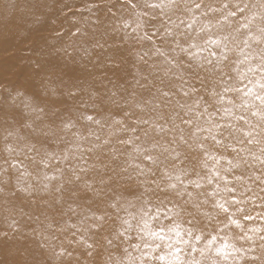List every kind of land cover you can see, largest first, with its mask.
<instances>
[{
    "label": "clouds",
    "instance_id": "1",
    "mask_svg": "<svg viewBox=\"0 0 264 264\" xmlns=\"http://www.w3.org/2000/svg\"><path fill=\"white\" fill-rule=\"evenodd\" d=\"M115 2L16 0L15 11L0 21V37L15 39L25 53L20 62L24 74L14 96H28L36 105L35 116L27 123L22 122L23 117L16 115L11 106L0 108V264H158L160 260L153 255L145 256L149 249L141 246L144 235L137 221L146 218V214L141 215L143 209L149 205L167 207L168 203L173 209L187 207L186 199L168 186L169 179L181 165L197 175L205 174L211 165L224 171L223 159L209 160L202 151L227 157L231 154L230 140L217 144L209 138L202 141L204 149L201 150L187 130L184 132L187 139L181 141L175 129L154 134L150 127L133 123L149 114L148 100L155 95L156 88L174 86L173 77L184 81L188 95L181 98V103L174 93L172 101L175 100V104L171 101L166 111H172L177 102L195 106L196 101L201 108L207 106V115H211L212 110L220 111L209 92L219 79L213 68L183 51L181 46L177 50L179 40L172 43L167 35L169 27H173V35L177 38L183 35L182 30L176 29L181 28L180 21L189 18L192 12L187 10L184 0H177L173 8L163 11L151 7L155 0H137L138 7L133 6L136 36L121 39L118 34L103 29L101 12L104 8L111 11L109 6ZM130 2L121 0V3ZM239 3L244 11L238 12L230 24L218 23L216 17L206 20L217 29L213 33L218 29L231 33L239 23L254 17L249 28L264 37V33L258 31L264 28V9L261 8L264 0H239ZM84 8L97 12L95 34L86 36L80 27L68 23ZM153 37L162 41L158 48L163 60L152 57L144 60L139 54V46ZM85 44L87 54L77 55ZM155 55L154 52L153 57ZM141 61L147 65L143 70ZM230 63L223 68L226 80L231 78L228 76ZM165 70L168 75L162 79ZM140 79L147 83L140 85L139 94L129 95ZM5 84L0 80V90H6ZM86 112L93 113V121L83 118ZM117 117L122 123L114 126ZM191 118L196 120L194 115ZM247 118L264 135V122L250 113ZM69 121L73 126L65 128ZM132 125L139 129L146 148L157 145L153 150L154 163L144 165L142 154H139L140 163L134 164L135 159L120 142V137L129 132ZM114 127H119L120 131L113 132ZM83 143L91 144L88 149L91 155L76 163L74 149ZM262 147L264 143L254 144L248 151L257 150L259 156ZM66 151L69 153L67 160L62 158ZM48 152L61 158L49 159L45 166L41 161ZM171 152H178L180 160L170 159ZM232 159H243V156L234 153ZM13 161H20L24 168L13 166ZM248 162L243 159L239 169L243 170ZM258 167L264 173V165L259 162ZM126 204L135 209L130 228L122 224ZM83 208L95 214V221L83 229L88 240L83 239L84 236L75 242L66 238L58 246L52 245L56 234L76 227L67 223V211ZM188 218L198 227L211 229L210 225L202 223L203 217L197 212L186 211L178 217ZM240 240L242 245L246 240L247 245L235 256L247 260L253 253L250 249H254L259 259L248 261V264H264V240L259 236ZM232 264L238 262L233 259Z\"/></svg>",
    "mask_w": 264,
    "mask_h": 264
},
{
    "label": "snow or ice",
    "instance_id": "2",
    "mask_svg": "<svg viewBox=\"0 0 264 264\" xmlns=\"http://www.w3.org/2000/svg\"><path fill=\"white\" fill-rule=\"evenodd\" d=\"M177 3V0H155L151 4V7L161 9H171ZM184 3L187 5V10L194 13L195 11L202 8V3L199 0H184ZM223 7L228 9V5L224 4ZM261 8L264 9V4H261ZM209 12L219 13L220 8L211 7L208 9ZM244 9L240 6L239 3L236 4L235 9H228L225 13L219 16V21H224L228 24L232 22V19L237 17L238 12L243 13ZM206 15L207 13H203ZM254 17H249L248 22L239 23L232 32L225 31L223 29H218L217 33L212 32V24L208 21H205L201 28L195 30V35L189 37L183 45L182 50L188 52L190 55L196 57L198 61H203L207 66L213 68L216 75L219 77L217 85L213 86L209 92L210 95L215 97L216 103L220 106V112L222 116H233L232 109H244L251 114V116L259 117L261 122H264V37L257 35L251 31L249 24ZM196 16L192 15L189 17V23H185L183 20L180 21V24H183L185 28L189 31L192 30V22H195ZM246 30L243 38L237 40V35L240 33V30ZM173 27L167 29V35L171 37L173 35ZM260 33H264V28H259ZM179 44V41H177ZM242 45V47H241ZM253 45H262L259 48V51L256 52L253 50L251 53L244 54L245 49H253ZM212 46H215L216 50H212ZM197 49V52L194 53L192 49ZM159 52L160 49L157 48ZM236 51H239L241 54H244L243 61L236 60L235 62L232 59V54ZM199 53H206V55H199ZM255 58L257 61L254 65L251 63L252 59ZM230 63L228 70V76L230 79L225 78L223 73V68L225 65ZM248 63V67L240 68L238 65ZM259 70L260 76L255 80L253 87H248L246 91L243 92V96L240 95L241 89L236 86V83L248 78V74H254L256 70ZM233 73L236 75L233 76ZM168 71L165 70L164 76L162 79H166ZM251 82V81H250ZM255 85L259 86V91L255 90ZM184 92V95H188V89H181ZM235 93V97H233ZM173 92L170 87L161 85L155 89V95L150 97L148 104L151 106L149 109V114L143 119H135L134 124L150 127L157 133H162L163 131H168L175 129V132L178 138L181 141L187 139L184 135L185 130L188 132V136L192 138V141L196 142V146L203 150L204 143L202 141H207L209 138L213 140L214 143H222L226 141L229 135L236 136L239 134L240 139L237 143H229V148L234 153H248V149L245 145H254L264 143V135L257 130V125H252L248 118L244 115H235L233 116L236 121H243L242 125H236L232 121L221 123L213 119L216 115V112L213 111L211 115H207V106L204 108L200 107L199 101L195 102V106H186L181 103H176V107L172 111H166L165 109L170 106L172 101ZM228 106H225V105ZM259 105L260 107H257ZM137 107L143 108V105H137ZM35 110V109H33ZM194 115L196 120H193L191 117ZM204 116V123L201 124V117ZM87 121H93V115H84L83 117ZM223 119V118H222ZM177 121L179 123L177 124ZM97 124L100 123L99 120L95 121ZM122 121L116 119L113 121V125H120ZM72 122H66L64 127L71 128ZM119 127H114L113 132H119ZM130 133H137L138 129L136 127H131L129 129ZM147 135V133H145ZM190 141V142H192ZM124 145H131V151L129 152L130 157L134 156L133 154H142L143 161L154 163L155 157L153 155V150L157 145L152 144L151 149L144 147V143L141 141L139 135H128L126 139H121L120 141ZM105 144L108 143V140L104 141ZM239 145V148H237ZM78 147V145H75ZM9 150L11 146L9 145ZM261 154L259 156L256 153H248L257 159L262 165H264V147L260 149ZM202 155L209 160L219 161L221 159L227 160V165L230 167H224V171L221 172L215 165H211L207 168V171L204 175H197L183 165L173 173V178L169 179L168 186L174 190H177L179 195L184 198L187 197L186 208L173 209L172 216L176 218H171L172 224L169 228V231H174L177 238L176 243L166 242L163 247L169 249V252L164 255H157V259L164 261L165 264H224L225 261L229 259V255L226 252V249L232 248L233 252H243L244 249L236 247L233 244L227 242L221 243L220 245L215 244L214 242L217 239L216 235H212L211 232L206 236L205 229L198 227L197 225L189 222L190 227L184 229L187 239L181 236V224L178 217H181L186 211L187 212H197L199 216L202 215V208L204 204L207 203V200H200V196L203 195L202 192L196 190L202 189L204 185L213 184L214 180L216 181V187L212 189L211 192H208L207 195L215 198L213 207L218 209L217 216L223 215V220H216L215 216L211 214L204 216V219L215 220L216 228L220 225H224L225 228L230 225H235L237 228L241 227L240 221L233 218L232 214L229 211V205L233 202L235 204L243 203L242 200H236L234 195L236 189L235 187H229L227 182L223 185L220 181H226V177L222 173L231 172L233 169H239L243 164V159H247L246 155H242L243 159H228L227 157H221L219 154L213 153L209 155L206 151H202ZM55 153L48 152L45 155V158L42 159L41 163L45 166L48 164L49 159H60ZM63 159L67 160L69 158V153L66 151L63 154ZM169 158L174 162L180 160V154L178 152H171ZM13 161V166H14ZM191 174V175H190ZM254 177V183L259 182L261 186V191H264V173H252ZM194 177V178H193ZM54 177H49L52 179ZM236 181L240 182L242 176H236ZM188 185H191L193 191L188 190ZM250 190V189H246ZM252 199H255L253 195ZM116 207L117 205H113ZM133 206L131 204H126L124 206V211L126 213L125 218L122 219V224L126 228H130L135 219V213L128 211ZM157 212L160 207H156ZM242 208H237V212L243 213ZM146 218L137 221L139 227L143 231V235L147 237H159L161 241L165 240V236L162 235L163 229L159 231L153 230L151 226V220H154L156 217L154 214H150L147 208L143 209L141 215ZM95 216V214H92ZM96 219H102L101 217H96ZM244 220H251V215H244ZM216 228H213L212 231H216ZM86 230V229H85ZM124 229H122L123 231ZM253 235L249 236L247 233H244L239 238L253 240L254 236H259L261 240H264V230L259 228L251 229ZM259 234V235H257ZM171 238H169L170 240ZM179 245H185L188 248V251L185 252L184 247ZM146 248L150 249L148 252H145V256H151L153 252L161 248L160 244L155 245H145ZM63 249H61V252ZM253 252L247 260L234 256V259L238 264H248V261H256L259 259L257 255L254 254V249H250ZM167 258V259H166Z\"/></svg>",
    "mask_w": 264,
    "mask_h": 264
},
{
    "label": "bare ground",
    "instance_id": "3",
    "mask_svg": "<svg viewBox=\"0 0 264 264\" xmlns=\"http://www.w3.org/2000/svg\"><path fill=\"white\" fill-rule=\"evenodd\" d=\"M237 3H239V0H206V2H205V4H207L206 8H203L201 10H197L194 13H192V15L196 16V20H195V22H192V30L191 31H189L187 28H185L183 24H181V28L176 29V31H181V30L183 31V35L179 36V45L177 47V50H179L180 45H183L185 43V41L193 33H195V30L197 28H201L200 25L197 23V20H199L200 17L206 18L204 20V22L206 20L213 18V17H216L218 19L219 16L222 15L223 13H225L228 9L234 10ZM134 4L137 5V0H134ZM224 4L228 5V9H225L223 7ZM112 6H113V17L111 18L110 23L105 24L103 21V29L107 32H112V33L118 34L121 37V39H123L126 37V34H125V29H127L126 26L131 25L132 23H136V20H135V17L133 15V12H131V10H129L125 6H123L125 8V12L123 10L124 8L121 9L122 5L120 6V4L114 3V4H112ZM240 6H242V5H240ZM137 7H138V5H137ZM211 7L220 8L221 11L219 13L209 12L208 9ZM15 8H16V0H0V21L4 20L8 16H10L15 11ZM127 11L131 12V13L127 15L126 14ZM89 13H90L91 17L95 19V22L92 24L91 27L88 28L86 33H83L86 36L95 34L96 30H97V12L95 9H92V10H90V12H87L83 15L87 16ZM203 13H207V14L204 15ZM184 22L189 23L190 22L189 18H186L184 20ZM68 23H71V21ZM116 23L118 25H116ZM93 26H95V30L93 29L94 32H92V30H91ZM215 31H217V29L212 27V32H215ZM245 32H246V30H244L243 32H240L236 37L237 40H241L243 38ZM175 38H176L175 35L169 37V39L172 41V43H175L177 41ZM152 44H153V39L148 40L146 46L150 47V46H152ZM2 47H7L10 49H13L14 51L17 50L19 52H21L23 50L20 48L18 41H16L13 38H2V37H0V48H2ZM167 47L170 48L171 44H169ZM241 47H242V45H241ZM260 47L261 46H259V45H253V49H245L244 54L251 53V52H253V50L258 52ZM212 50H216L215 46H212ZM192 51L194 53H196L197 49L193 48ZM86 54H87V44H85L81 47V49L77 53V55H86ZM147 54L148 55H147V58L145 60H149V57L153 56V55H150L149 52ZM244 54H241L239 51L234 52L232 54L233 61L234 62L236 60L243 61ZM22 55L25 56V53ZM199 55H206V53H199ZM155 57H157V56H155ZM152 58H153V60H155L154 57H152ZM156 60H158V58H156ZM160 60H163V58L161 57ZM19 61L20 60L16 59V57L14 56L13 59H10V60L0 64V80L8 79V81H11L12 78H10L11 77L10 74L14 70L15 64L18 63ZM151 62L152 61H149V63H151ZM256 62L257 61L255 60V58H253L251 61V63H253V65ZM238 67L246 69L248 67V63L245 62L244 64L238 65ZM23 74L24 73L20 68L19 79H18L17 83L12 84L13 81H11L12 83L8 84L9 86L7 87L6 91H0V108L5 107V106H11L14 109L16 115L23 117L22 122L27 123L29 120L33 119L35 116V112L33 110L36 107L35 102L33 101L32 98H30L28 96H14L16 87L20 83ZM235 75L236 74L233 73V76H235ZM259 76H260V72L257 69L254 74H251V73L248 74L247 79H244V80L236 83V86L241 89V92H240L241 96H243V92L246 91V89L248 87L254 86L255 80ZM140 80H141L140 81L141 83L142 82L147 83V81H145L143 79H140ZM172 85H174V86L170 85V87H171L172 92L175 93L176 99L181 100V103H183V100L181 98L186 97V96L184 95V92L181 91V89L186 90L187 86L185 85L184 82L180 81V79L178 77L172 78ZM255 90L259 91L258 85H255ZM232 95H233V97H235L236 94L233 93ZM172 103L175 104V100H173ZM225 106H228V105L226 104ZM165 110H167V108ZM212 111L216 112V115L213 117V119L220 121L222 124L229 122V121H232L234 124H236L238 126L242 125L243 121H236L233 116L244 115V116L248 117V115H249V113H246L242 109L233 108L232 109L233 116H223V119H221L222 113L219 110H212ZM85 115H93V113L92 112H86ZM147 116L148 115H146L144 117H147ZM117 118L119 119V117H117ZM134 119H135V117H134ZM204 119H206V117L202 116L201 120H204ZM140 126L147 127L144 125H140ZM132 127H136V125H132ZM152 131L155 134V131L154 130H152ZM130 134H132V133L125 132L120 137V139H126L127 136ZM136 134L140 135L139 129H138V132ZM142 139L143 138L141 137V140ZM239 139H240L239 134H237L236 136L229 135L228 140H226L225 142H228L230 140L232 143H237ZM129 146L130 145H124V148L126 151H128L129 148L132 147V146H130V147ZM90 147H91V144L83 143V144L79 145L78 148L74 149V151L76 153V163H81L82 161H85L86 158L91 155V153L88 151V149ZM144 147H147V144H144ZM245 147L247 149H250V148H252V145H245ZM237 148H239V145H237ZM252 152L256 153V155L259 154L257 150L248 151V153H252ZM229 153H231V154L228 155L227 158L232 159V155H234V152H232V150L229 149ZM248 153L241 154V155H246L247 160L249 161L248 163H245L243 165V170L233 169L231 172L222 173L226 177V181H220L222 185L225 182H227L229 187H235L236 191H235L234 195L236 197V200H242L243 201V203H240V204H235V203L233 204L232 203L233 205L232 204L229 205L230 213L232 214L233 218L240 221L241 227L237 228L235 225H230L229 227L225 228L224 225H220L218 228H216V221L215 220H207L204 218L202 220V223H206V224L211 226L210 230L205 229L204 234L207 236L208 233L211 232L212 235H216L217 239L214 243L217 245H220L221 243H225V242L229 243V241L232 237L231 236L232 232L235 234V239H238L242 243V240H240L239 237L241 235H243L244 233H247V235L251 236V235H253V233L251 232V229H253V228H259V229L264 230V192L261 191L259 182L254 183V177L252 176V173H257V174L260 173V169L258 167L259 161L256 160L252 155H250ZM58 162L59 161H54V163H57V164H58ZM138 163H140V158L136 154V159L134 161V164H138ZM143 163H144V165L150 164V162H146V161H144ZM222 163H223L224 167L228 166L227 160L222 161ZM14 166L20 167L21 169L24 168V164H22L20 161H15ZM205 171H207V170H205ZM201 175H204V173L202 172ZM236 176H242V180L240 182L236 181V179H235ZM187 187H188L189 191H193V188L191 185H188ZM215 187H216V181L214 180L213 184L204 185V187L202 189L196 190L198 192L203 193V195L200 196L201 201H204L205 199L207 200V203L204 204V206L201 210L202 215L200 217H204V216L211 214L212 216L216 217V220H223V218H224L223 215L221 214V215L217 216L216 214L218 212V209H215L213 207V203H214L215 198L207 195V193L211 192L212 189ZM246 189H250V190H246ZM253 195L255 196V199H252ZM184 199H187V197H184ZM171 208H172V205L170 203L167 204V207H160L158 212H157L156 207H152L151 205H149L147 208L149 213L154 214L156 217L154 220H151V226L153 227V230L159 231L162 228L163 229L162 235L165 236L164 241H161L159 239V237L144 236L142 244H141L142 247H144L145 245H155L157 243L161 245L160 249H157L155 252L152 253L153 256H157V255H161V254L166 255L169 252L168 248L163 247V245L166 242L176 243L177 238L175 236V232L169 231V228L171 227V224H172V220H171L172 212L170 211ZM237 208H242L244 210L243 213H241L242 216L237 215L239 213V212H237ZM131 211H135V209L133 208V209H131ZM246 214L251 215L252 219L247 220V221L244 220L243 216ZM190 219L191 218L183 219V220L179 221V223L181 224V228H180L181 236H183L185 239H187V236L185 235L184 229H187L188 227L191 226V224L189 223ZM66 220L70 226L76 225V227H70L68 229V231L64 232L63 234H56V238L51 241L52 245L55 246L54 243H57V241H58V245H59L61 242H64V240L66 238L71 239L73 242H75L78 239H81V236H84L83 229H87L88 224L93 223L95 221V216L92 215V211L89 208L75 209V210H68L67 211ZM157 221H159V223ZM213 228H216V231H212ZM77 229H81V231H77ZM71 233H76V234L71 235ZM257 235H259V234H257ZM255 237L256 236H254V238ZM169 238H171V239L169 240ZM83 239L88 240V236H84ZM241 243L233 244V245H235L236 247H240V248L247 245L246 240L244 241L243 245ZM179 246L184 247L185 252L188 251L187 246H185V245H179ZM226 252L229 255V259L227 261H225L224 264H232V260L234 259V256L236 255V253L233 252L231 247L226 249ZM252 254L253 253H251L250 255H252ZM158 264H165V262L164 261H158Z\"/></svg>",
    "mask_w": 264,
    "mask_h": 264
},
{
    "label": "rangeland",
    "instance_id": "4",
    "mask_svg": "<svg viewBox=\"0 0 264 264\" xmlns=\"http://www.w3.org/2000/svg\"><path fill=\"white\" fill-rule=\"evenodd\" d=\"M205 2H206V0H204V2L202 3V8L201 9L206 8L207 4H205ZM115 4H120V6L122 5L121 6V9L124 8L123 6H125L126 8H128L129 10H131V12H134L133 6L136 5V4H134V0H131L130 3H121V0H116ZM109 7H111V11H109L107 8H104L102 10V12H101V15H103V17H104V20L103 21H104L105 24L110 23L111 18L113 17V6L110 5ZM201 9H199V10H201ZM123 10L125 12V8ZM157 11H162V10L161 9H157ZM87 12H90V9H87V8L82 9L81 11H79L78 13H76L74 19L71 21L72 24H75L76 26H78V27L81 28L82 33H86V31L88 30V28L91 27L92 24L95 22V19L91 17L90 13L87 16H84L83 15V14H85ZM131 12H128L127 11L126 14L128 15ZM205 19L206 18L200 17L199 20H197V23L200 25V27L203 26ZM135 24L136 23H132L131 25L126 26L127 29H125V34H126V37H128L129 39L132 38V37H134V36H136V32L133 30L135 28ZM116 25H118V24L116 23ZM212 27H213V25H212ZM93 29L95 30V26L92 27V29H91L92 32H94ZM243 31H244L243 29L240 30V32H243ZM194 35H195V33H193L191 36H194ZM175 39L176 40L177 39L179 40V37L178 38L176 37ZM147 41L148 40L146 39L139 46V54L141 56H143L144 57V60H145L147 58V55H148L147 53L148 52L150 53V55H153V53L155 52L156 53L155 56H157V57L154 56V59L156 60V58H158V60H160L162 56L160 55L159 52L156 51V49L161 46L162 41H158V40L155 39V37H153V44L150 47L146 46L147 45ZM22 54H24V50H22L21 52H19L17 50L14 51L13 49H10V48H7V47L0 48V64L4 63V62H6V61H8L10 59H13L14 56L16 57V59L20 60L18 63L15 64L14 70L10 74V76H11L10 78L13 79V80L11 79V81H13V83L11 81H8V79H4L3 80V81L6 82V84H5L6 90H7V87L9 86L8 84H10V83L15 84V83H17V81L19 79L20 62L25 57ZM141 66H142L141 70H143V68H146L147 67V65L143 64V61H141ZM180 81H182V80H180ZM182 82H184V81H182ZM140 83L141 82H139L136 85V88L135 89H131V92H129V95H131L132 92H136L137 94H139V92L141 91L140 85L141 84H145L143 82L141 84ZM129 88H131V85H129ZM6 90H0V91H6ZM130 135H137V134L136 133L135 134L132 133ZM131 148L132 147L129 148V150H128L129 152L131 151ZM133 156H134V159H136V154H133ZM134 161L135 160H133V163H134ZM260 189H261V186H260ZM262 192H264V191H262ZM233 204H234V202H233ZM237 215L242 216V214L240 212ZM231 236L232 237H231V239L229 241L230 244H239V243H241L238 239H235V234L233 232H232V235ZM54 244H55V246H58V241H57V243H54Z\"/></svg>",
    "mask_w": 264,
    "mask_h": 264
}]
</instances>
